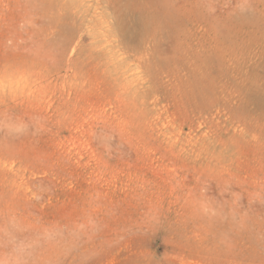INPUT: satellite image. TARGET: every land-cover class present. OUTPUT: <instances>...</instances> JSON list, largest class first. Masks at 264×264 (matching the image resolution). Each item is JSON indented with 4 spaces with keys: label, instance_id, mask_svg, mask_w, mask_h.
<instances>
[{
    "label": "rangeland",
    "instance_id": "1",
    "mask_svg": "<svg viewBox=\"0 0 264 264\" xmlns=\"http://www.w3.org/2000/svg\"><path fill=\"white\" fill-rule=\"evenodd\" d=\"M261 11L0 0V264H264Z\"/></svg>",
    "mask_w": 264,
    "mask_h": 264
},
{
    "label": "bare ground",
    "instance_id": "2",
    "mask_svg": "<svg viewBox=\"0 0 264 264\" xmlns=\"http://www.w3.org/2000/svg\"><path fill=\"white\" fill-rule=\"evenodd\" d=\"M256 29H258L259 35L258 34L257 35L259 41L264 42V12L263 11L259 13Z\"/></svg>",
    "mask_w": 264,
    "mask_h": 264
}]
</instances>
